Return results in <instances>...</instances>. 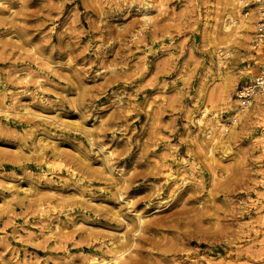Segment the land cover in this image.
I'll list each match as a JSON object with an SVG mask.
<instances>
[{
	"label": "rangeland",
	"instance_id": "obj_1",
	"mask_svg": "<svg viewBox=\"0 0 264 264\" xmlns=\"http://www.w3.org/2000/svg\"><path fill=\"white\" fill-rule=\"evenodd\" d=\"M233 3L0 0V264H264V104L215 128L264 64Z\"/></svg>",
	"mask_w": 264,
	"mask_h": 264
},
{
	"label": "bare ground",
	"instance_id": "obj_2",
	"mask_svg": "<svg viewBox=\"0 0 264 264\" xmlns=\"http://www.w3.org/2000/svg\"><path fill=\"white\" fill-rule=\"evenodd\" d=\"M235 3H236V0H235ZM234 4V3H233ZM231 5H232V3H231ZM234 5H237L238 7H242L240 4H239V2H237L236 4H234ZM233 5V6H234ZM239 9V8H238ZM237 9V10H238ZM229 10V9H228ZM243 10V9H242ZM255 11V10H254ZM233 12V11H232ZM234 15H235V13H234ZM237 16V15H236ZM241 18H240V20H238V21H240V27L239 28H242V30L245 28H248L249 26H250V24H251V26H252V23L253 22H251V21H253V19H254V15L253 14H251V13H245V14H241V16H240ZM256 18H257V16H256ZM232 19V18H231ZM234 19V18H233ZM239 19V18H238ZM228 20V19H227ZM227 22V21H226ZM235 22V21H234ZM233 24H231V26H232ZM230 26V25H229ZM230 26V27H231ZM250 28V27H249ZM226 29V28H225ZM233 30V29H232ZM241 30V29H240ZM250 30V29H249ZM249 30H248V32H249ZM225 32H226V30H225ZM246 32H247V30H246ZM229 33H231V32H229ZM228 33V34H229ZM240 34H242V33H240ZM245 34H247V33H245ZM244 36V35H243ZM239 37V36H238ZM245 37H247V36H245ZM234 38V37H233ZM242 39V38H241ZM246 39V38H245ZM248 39V38H247ZM247 39H246V41H247ZM234 41V40H233ZM248 43V42H247ZM250 43V42H249ZM229 44V43H228ZM230 45V44H229ZM248 45V44H247ZM250 47V46H249ZM225 48V47H224ZM229 48V47H228ZM226 50V49H225ZM226 52V51H225ZM228 54V52L226 53V55ZM220 55H221V53H220ZM223 55V54H222ZM219 56V55H218ZM224 57V56H223ZM227 57V56H226ZM220 59V58H219ZM223 59V58H222ZM226 62V61H225ZM220 63H221V61H220ZM252 71V70H251ZM240 94V93H239ZM227 100V99H226ZM239 100H237V101H234V103H237ZM256 101H258L257 103H259V104H264V100H262L261 98H256ZM230 102V101H229ZM254 104H255V102H253ZM222 104V103H221ZM231 104V103H230ZM239 104H240V102H239ZM253 105V104H252ZM256 105V104H255ZM254 105V106H255ZM230 106V105H229ZM257 106V105H256ZM258 106H260V105H258ZM262 107V106H261ZM260 107V108H261ZM247 108H249V106H248V104H244V106H242V108H241V105H232V106H230V111L229 112H231V118H228V120L225 122L226 124H223V125H220L219 124V121H217V125L215 126V128L216 129H218L219 131H217V133L219 134V136L221 135V134H224V132H225V130H227L226 129V125L227 126H231V127H233L234 129H235V127H236V125H238L237 123H238V118L241 116L240 114L242 113V112H244ZM259 108V107H258ZM256 109V108H255ZM254 109V110H255ZM215 111H216V109H215ZM250 111H252V110H250ZM257 111V110H256ZM261 111V110H260ZM254 112V111H253ZM14 113V112H13ZM210 112H209V110H207V109H204L203 111H202V113H201V115L200 116H202L199 120H198V122L200 123V124H203V122H204V119H206L207 118V116H208V114H209ZM247 113H248V111H247ZM262 113H264V112H262ZM11 114V113H10ZM10 114H7V115H10ZM243 114V113H242ZM253 114V113H252ZM260 114H261V112H260ZM13 115V114H12ZM18 115V114H17ZM215 115V114H214ZM240 115V116H239ZM249 115V114H248ZM11 116V115H10ZM199 116V115H198ZM216 116V115H215ZM247 116V115H246ZM250 116V115H249ZM252 116V115H251ZM264 116V115H263ZM11 118V117H10ZM242 118H243V116H242ZM250 118V117H249ZM264 124V123H263ZM228 128V127H227ZM212 131L214 132L215 131V129L213 128L212 129ZM227 133V132H226ZM222 136V135H221ZM218 138H216L215 139V141L217 140ZM221 139V138H220ZM261 144V143H260ZM262 145H263V148H264V142L262 143ZM262 148V149H263ZM192 167V166H191ZM195 167V166H194ZM193 170V169H192ZM216 175V174H215ZM44 214V213H43ZM137 214V213H136ZM141 214H143V213H141ZM45 216V215H44ZM135 217V216H134ZM136 217H138V223H139V226H136V229H135V231H134V239H133V242H136L137 243V233L138 232H142V231H144V229H145V223L146 222H144V216L143 215H136ZM147 217V216H146ZM263 217V216H262ZM146 220V219H145ZM135 221H137L136 219H135ZM262 221H264V220H262ZM261 222V221H260ZM136 223V222H135ZM137 225V224H136ZM264 228V227H263ZM139 234V233H138ZM132 239V238H131ZM129 242H127V244H128ZM130 246L128 247V249H126V250H124V251H120V252H118V253H115L116 255H114L115 257L112 259V261L111 262H114V263H116V264H119V262L121 261V260H125L126 259V257H127V252H129L132 248H135L134 247V244H129ZM136 246V245H135ZM264 246V245H263ZM125 247H127L126 245L123 247V249L125 248ZM261 251V250H260ZM260 253V252H259ZM258 253V254H259ZM260 256H262L261 254H259ZM256 256H257V254H256ZM260 256H258V257H260ZM257 257V258H258ZM256 259V258H255ZM90 261V260H89ZM111 262H108L107 264H111ZM122 262V261H121ZM90 264H98L99 263V261H93V262H89ZM134 264H136V262H134Z\"/></svg>",
	"mask_w": 264,
	"mask_h": 264
},
{
	"label": "built area",
	"instance_id": "obj_3",
	"mask_svg": "<svg viewBox=\"0 0 264 264\" xmlns=\"http://www.w3.org/2000/svg\"><path fill=\"white\" fill-rule=\"evenodd\" d=\"M243 9L255 10L257 16V29L254 40V50L264 51V0H237ZM256 98L264 100V64L254 80L244 86L239 94L241 106L250 107Z\"/></svg>",
	"mask_w": 264,
	"mask_h": 264
}]
</instances>
